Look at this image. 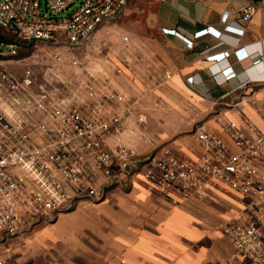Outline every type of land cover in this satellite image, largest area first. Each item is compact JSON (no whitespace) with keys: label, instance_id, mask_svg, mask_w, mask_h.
<instances>
[{"label":"crops","instance_id":"crops-1","mask_svg":"<svg viewBox=\"0 0 264 264\" xmlns=\"http://www.w3.org/2000/svg\"><path fill=\"white\" fill-rule=\"evenodd\" d=\"M247 4L255 7L249 20L241 14ZM227 23L244 27V33L227 30ZM157 24L156 34H131L126 52L134 56H126L119 73L95 78L127 100L118 104L124 131L106 139L112 150L126 144L148 155L170 146L182 158L196 160L202 155L201 144L190 136L196 123L233 148L224 122L235 121L249 134L252 126L264 130V59L255 63V57L236 52L264 54V0H159ZM207 26L222 35H196ZM226 50L231 51L227 58L210 57ZM227 64L237 73L230 79L221 72ZM145 86L152 87L150 95ZM97 174L99 182L105 179ZM204 194L185 200L134 174L97 200L78 199L55 221L6 238L0 254L8 264H256L223 231L229 221L244 220L242 195L216 185Z\"/></svg>","mask_w":264,"mask_h":264},{"label":"built area","instance_id":"built-area-1","mask_svg":"<svg viewBox=\"0 0 264 264\" xmlns=\"http://www.w3.org/2000/svg\"><path fill=\"white\" fill-rule=\"evenodd\" d=\"M129 1L0 0V25L21 39L78 48L103 22L119 15ZM254 9L253 4L245 5L242 18L251 19ZM228 15H224L225 21ZM225 28L242 34L245 30L230 23ZM222 32L207 26L196 35L219 37ZM188 43L193 44L192 40ZM0 49L1 54L9 55L0 62L17 53L14 44L0 43ZM236 52L242 58L255 57V63L264 59L263 53L250 55L243 48ZM230 54L226 50L210 57L221 60ZM63 63L61 53L53 51L41 62L43 75L36 74L29 64L23 78L0 64V244L31 232L37 224L55 221L76 200L95 201L108 187L140 173L185 200L203 197L205 189L213 185L239 192L244 220L226 223L224 234L252 262L264 264V130L252 126L249 134L235 121L224 122L223 130L233 140V148L223 136L196 123L190 132L202 147L196 160L182 158L170 146L148 155H140L126 144L112 150L106 139L125 129L118 104L126 103V96L112 90L108 82L92 79L84 102L71 99L63 93L61 80L50 79L54 64ZM72 63L77 64V58H72ZM221 72L227 79L237 74L229 64ZM188 80L193 82L194 77ZM137 121L144 122V118L138 116ZM97 171L104 180L98 181ZM0 264H8L1 254Z\"/></svg>","mask_w":264,"mask_h":264},{"label":"rangeland","instance_id":"rangeland-1","mask_svg":"<svg viewBox=\"0 0 264 264\" xmlns=\"http://www.w3.org/2000/svg\"><path fill=\"white\" fill-rule=\"evenodd\" d=\"M158 3L159 0H132L123 13L103 22L78 48L54 41L34 42L25 52H21L23 54L20 53L22 60L10 57L0 62L1 67L23 78L27 66L32 64L36 74L43 75L42 60L46 61L57 50L64 57L65 63L61 66L54 64L50 70V79L61 80L66 96L84 101L90 80L104 79L115 71L119 73L126 56H134L126 52L131 44L132 33L156 34ZM72 58H77L78 63H72ZM143 91L147 95L153 92L150 86H145Z\"/></svg>","mask_w":264,"mask_h":264},{"label":"trees","instance_id":"trees-1","mask_svg":"<svg viewBox=\"0 0 264 264\" xmlns=\"http://www.w3.org/2000/svg\"><path fill=\"white\" fill-rule=\"evenodd\" d=\"M34 42H39V40H25L19 38L14 32H12L9 28L0 25V43L5 44H14L17 47V53L14 55L15 58L21 59L20 55L23 54L21 52H25L29 46H31ZM2 49H0V58L8 57L1 54ZM21 53V54H20Z\"/></svg>","mask_w":264,"mask_h":264}]
</instances>
